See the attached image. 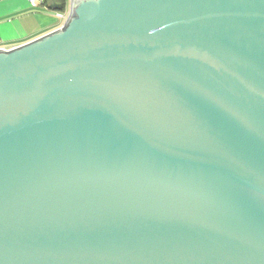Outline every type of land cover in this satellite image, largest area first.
<instances>
[{"label":"water","instance_id":"95a60500","mask_svg":"<svg viewBox=\"0 0 264 264\" xmlns=\"http://www.w3.org/2000/svg\"><path fill=\"white\" fill-rule=\"evenodd\" d=\"M0 264H264V0H70L0 48Z\"/></svg>","mask_w":264,"mask_h":264},{"label":"crops","instance_id":"0c3cea01","mask_svg":"<svg viewBox=\"0 0 264 264\" xmlns=\"http://www.w3.org/2000/svg\"><path fill=\"white\" fill-rule=\"evenodd\" d=\"M51 2L37 0H0V46L13 48L60 28L65 19L58 17L69 13L70 0L62 9L51 8Z\"/></svg>","mask_w":264,"mask_h":264},{"label":"built area","instance_id":"2783aa9c","mask_svg":"<svg viewBox=\"0 0 264 264\" xmlns=\"http://www.w3.org/2000/svg\"><path fill=\"white\" fill-rule=\"evenodd\" d=\"M29 1H30V3H31L33 6L36 5L37 0H29ZM57 15H58V17L61 18V19H65V20H66V18H67V15L64 14V13H62V12H61V13L59 12ZM0 48H5V47L0 46ZM5 49H8V48H5Z\"/></svg>","mask_w":264,"mask_h":264},{"label":"trees","instance_id":"16d2710c","mask_svg":"<svg viewBox=\"0 0 264 264\" xmlns=\"http://www.w3.org/2000/svg\"><path fill=\"white\" fill-rule=\"evenodd\" d=\"M67 0H45L46 3H57V4H63L65 6Z\"/></svg>","mask_w":264,"mask_h":264}]
</instances>
